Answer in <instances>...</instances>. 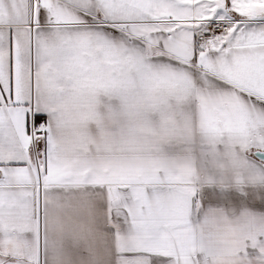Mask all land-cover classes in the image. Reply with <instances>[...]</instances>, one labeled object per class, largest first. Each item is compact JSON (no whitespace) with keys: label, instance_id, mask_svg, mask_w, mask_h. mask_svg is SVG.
Wrapping results in <instances>:
<instances>
[{"label":"snow or ice","instance_id":"snow-or-ice-1","mask_svg":"<svg viewBox=\"0 0 264 264\" xmlns=\"http://www.w3.org/2000/svg\"><path fill=\"white\" fill-rule=\"evenodd\" d=\"M0 264H264V0H0Z\"/></svg>","mask_w":264,"mask_h":264}]
</instances>
